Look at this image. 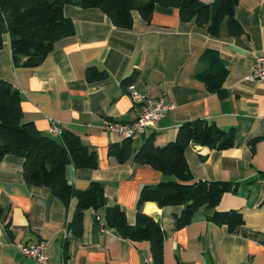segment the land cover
I'll use <instances>...</instances> for the list:
<instances>
[{"label": "crops", "instance_id": "obj_1", "mask_svg": "<svg viewBox=\"0 0 264 264\" xmlns=\"http://www.w3.org/2000/svg\"><path fill=\"white\" fill-rule=\"evenodd\" d=\"M235 12L243 32L231 34L224 20L216 35L193 20H182L173 6L157 4L150 20L134 10L131 27H120L99 7L66 3L64 13L73 19L75 31L57 38L38 64H15L8 33L0 48V77L20 90L23 119L33 120L45 133H50L52 120H59L97 149L99 165L70 163L68 179L77 188L92 179L102 181L107 203L119 202L131 222L141 186L174 177L150 164L120 162L108 153L110 143L122 137L103 126L140 113L132 90L166 94L174 104L157 129L150 126L134 136L137 147L151 132L164 145L183 121L197 117L235 129V143L229 147L191 142L185 153L195 179L238 181L237 189L225 192L215 208H240L245 221L230 232L208 218L213 208L204 207L187 224L176 226L174 211L180 205L146 201L143 210L155 215L166 232L163 264H264V81L246 77L255 54L264 53V0H239ZM206 49L216 50L227 67L226 97L210 91L196 75L207 66L201 60ZM89 66L104 70L105 76L89 79ZM133 74L132 87L124 85ZM253 136H259L254 144ZM74 205L75 198L66 206L50 187L27 182L23 157L6 153L0 161V264H34L19 246L39 240L46 242L49 264L153 260L149 240L123 237L105 225L104 208L97 216L92 208L85 209L83 233L73 237L67 222Z\"/></svg>", "mask_w": 264, "mask_h": 264}, {"label": "trees", "instance_id": "obj_2", "mask_svg": "<svg viewBox=\"0 0 264 264\" xmlns=\"http://www.w3.org/2000/svg\"><path fill=\"white\" fill-rule=\"evenodd\" d=\"M239 0H0V48L5 34L11 38V49L15 64L36 65L53 48L55 40L75 31L73 19L64 13V5L73 3L84 7L103 9L111 20L120 27H131L133 11L150 20L157 4L173 6L182 20H193L205 26L212 34L220 33L221 24L227 22L229 32L238 35L244 28L237 18L235 8ZM201 60L206 67L196 72L210 91L221 97L227 96L224 79L227 67L214 49H206ZM88 78L105 76L104 70L88 67ZM135 74L123 80L130 85ZM259 136H253L254 144ZM233 127L224 128L215 121L197 117L183 121L173 139L164 145L155 142V132L147 135L140 146L135 145L134 136H126L110 143L108 153L120 162L132 159L150 164L174 177L144 183L139 191L136 205V220L129 221L123 206L115 201L107 203L105 185L98 179L90 180L85 188H77L67 177L70 163L76 167H97L99 155L95 147L84 143L79 134L64 129L60 136L41 131L33 120L23 119L21 92L9 80L0 77V161L6 153L23 157V176L27 182L45 185L66 206L75 198L72 215L67 229L73 237L83 233V216L87 208L95 216L104 208L105 225L119 235L135 240L147 239L156 264L164 262L165 229L152 213L143 210L148 200L160 206L180 205L174 211L176 226L191 221L201 208H213L207 213L212 221L226 225L234 232L245 221L240 208L216 209L223 194L235 191L238 181L226 179H195L186 157V148L191 143H200L223 149L235 143ZM0 215L2 208L0 207ZM7 225H9L7 223ZM67 239L64 243L66 251Z\"/></svg>", "mask_w": 264, "mask_h": 264}, {"label": "built area", "instance_id": "obj_3", "mask_svg": "<svg viewBox=\"0 0 264 264\" xmlns=\"http://www.w3.org/2000/svg\"><path fill=\"white\" fill-rule=\"evenodd\" d=\"M246 77L249 80L264 81V53L255 54ZM130 87H132V85H130ZM131 92L133 100L140 110L138 117L130 121H110L103 126L107 131L117 133L122 138L144 133L150 126L157 129L159 119L167 110L174 107L173 102L169 100L166 94L153 96L139 93L135 90ZM63 130V125L59 120H52L49 126V132L52 135L60 136ZM19 248L26 256H29L34 261V264H49L48 255L45 252L46 242L44 240L20 244ZM145 264L154 263L153 260L149 258L145 261Z\"/></svg>", "mask_w": 264, "mask_h": 264}]
</instances>
